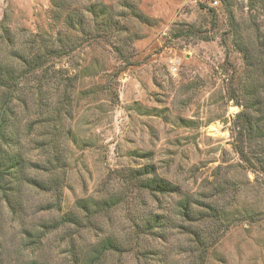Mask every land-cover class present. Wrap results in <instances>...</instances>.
Masks as SVG:
<instances>
[{
  "label": "rangeland",
  "instance_id": "obj_1",
  "mask_svg": "<svg viewBox=\"0 0 264 264\" xmlns=\"http://www.w3.org/2000/svg\"><path fill=\"white\" fill-rule=\"evenodd\" d=\"M69 15L82 27L67 24ZM262 45L264 0H0V63L15 69L17 85L12 95L0 88L12 153L29 179L61 184L57 198L4 183L17 212L0 195V264H78L75 244L64 243L78 231L95 235L125 218L145 233L128 212L135 204L148 209L141 217L163 223L146 233L154 241L167 244L168 230L196 246L165 252L137 243L110 250L103 264H185L194 253L190 264H264V183L233 151L241 108L230 100L252 81L239 48L257 59ZM43 52L42 67L29 73L27 62ZM40 143L47 152L35 149ZM48 160L57 173L29 166ZM145 168L179 195L119 186L125 173ZM187 197L201 221L178 215ZM110 198V208L93 205Z\"/></svg>",
  "mask_w": 264,
  "mask_h": 264
},
{
  "label": "trees",
  "instance_id": "obj_2",
  "mask_svg": "<svg viewBox=\"0 0 264 264\" xmlns=\"http://www.w3.org/2000/svg\"><path fill=\"white\" fill-rule=\"evenodd\" d=\"M67 24L71 25L73 28L78 26L82 27V21L79 20L74 25L73 15H69L66 17ZM177 32L182 36H194L199 33V30L195 28H179ZM238 43H242L239 41ZM240 44L239 47L241 46ZM46 49V48H45ZM61 51V50H60ZM60 51H52L58 58L63 57V53ZM239 51L243 53V58L246 65L249 68H252L254 64L264 65V45L259 47L258 49V58L250 57L247 55L246 50L239 48ZM48 52V51H47ZM49 53L43 52V54H37L34 57L33 62H27V71L32 73L35 69L42 67L46 57ZM15 69L8 68L0 63V88L4 89L6 93L16 94L17 87L16 83H14ZM264 88V85H258L253 80L244 86V91L241 93L240 89L237 95L230 97V100H235L236 105L241 108V110L235 115L234 122L231 127V132L233 135V151L239 158L241 164H243L244 171L246 173L250 172L255 177L260 176L262 182L264 183V100L257 96V92ZM25 97L22 96L19 98V102L21 104H26ZM240 100V102L238 101ZM25 100V101H24ZM5 115V116H4ZM0 115V195H2L1 200L5 202L10 211H15V201L8 194V188L4 185L5 182L10 184L9 181L14 180L15 182H25L26 184L39 188L44 192H50L51 194H55L57 198L60 197V188L61 184L59 181L54 178L49 181L45 180H34L29 179L27 177V164L23 159L12 153V144L11 142V134L10 130V122L8 115L4 114ZM36 150L46 151V148L42 143L36 145ZM30 167L35 169H41L46 175H51L53 173L58 172V167L51 168L52 163L50 160L45 164V168H40L37 164H34ZM131 173H135L136 176L139 175H149L156 177L154 175V171L152 168H145L141 170L132 171ZM10 178V179H9ZM9 179V180H8ZM135 183V182H134ZM136 186L146 192H149L152 195L161 194L163 195H179V189L164 180H160L159 178L153 182H140L136 183ZM12 195V194H11ZM13 196V195H12ZM14 197V196H13ZM116 204L115 199H107L101 202L94 203L93 205L101 208H110ZM195 204L194 201L190 200L188 197L183 198L178 202V215L186 222H198L201 221L199 218H195V214L193 213L192 207ZM83 209L88 210V205L81 206ZM214 211L211 208V212ZM158 216L147 221L145 226L142 228L145 233H151L155 228H161L163 223L158 224ZM64 221H72L75 222L74 217H66ZM138 227V226H137ZM189 233V232H188ZM108 243V242H106ZM108 250L119 251V249L113 247L110 243H108ZM159 264H164V262H160Z\"/></svg>",
  "mask_w": 264,
  "mask_h": 264
},
{
  "label": "clouds",
  "instance_id": "obj_3",
  "mask_svg": "<svg viewBox=\"0 0 264 264\" xmlns=\"http://www.w3.org/2000/svg\"><path fill=\"white\" fill-rule=\"evenodd\" d=\"M252 80L258 85H264V65L254 64L252 68L249 69ZM257 96L264 100V88L260 89L257 92ZM158 177H154L151 174L149 175H139L136 176L135 173H125L124 178H120L119 186L123 188L126 185V182L132 181L135 183L140 182H153L157 180ZM106 191L113 192L115 191L114 182H106ZM255 195V193H254ZM260 197H264V191L260 193ZM230 205H225V209L230 211ZM148 209L139 207L138 204L130 206L128 212L130 216L134 219L135 224L139 225L140 228H143L147 223L150 217L145 219L140 216L141 212H147ZM208 223L207 221L205 224ZM204 224H201L200 227H204ZM153 231H161L159 228L153 229ZM165 235H168V243L165 244L163 241L156 242L146 233L138 232L134 224L130 219L122 218L121 221L115 226H109L107 223L102 225V230H99L92 235L91 233L85 232H76L74 236L70 235L65 244L74 243L77 249V260L78 264H103L105 257L115 256V253L108 250V243L117 249L121 248H132L135 249L137 243H140L142 246H151L156 244L165 252H171L175 245L182 244L184 246L195 247V241H192L189 244V240L184 236L180 235H171L168 230H164ZM108 242V243H106ZM146 242V243H145ZM196 261V254H192L185 258V264H190V262Z\"/></svg>",
  "mask_w": 264,
  "mask_h": 264
},
{
  "label": "built area",
  "instance_id": "obj_4",
  "mask_svg": "<svg viewBox=\"0 0 264 264\" xmlns=\"http://www.w3.org/2000/svg\"><path fill=\"white\" fill-rule=\"evenodd\" d=\"M215 4H216V2H215Z\"/></svg>",
  "mask_w": 264,
  "mask_h": 264
}]
</instances>
